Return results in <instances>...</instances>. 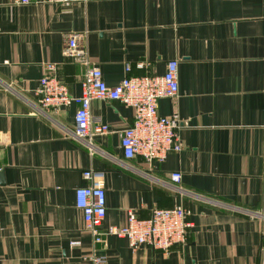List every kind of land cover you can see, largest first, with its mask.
<instances>
[{
	"label": "crops",
	"instance_id": "1",
	"mask_svg": "<svg viewBox=\"0 0 264 264\" xmlns=\"http://www.w3.org/2000/svg\"><path fill=\"white\" fill-rule=\"evenodd\" d=\"M71 34L89 64L63 55ZM176 59L180 88L158 113L179 121L182 150L163 162L124 157L134 110L118 100L91 101L87 141L75 136L78 104L40 102L47 75L77 97L89 65L112 86ZM90 168L105 184L103 230L183 205L187 241L165 252L114 235L95 242L75 205ZM0 170V264H263L264 0H0Z\"/></svg>",
	"mask_w": 264,
	"mask_h": 264
},
{
	"label": "built area",
	"instance_id": "2",
	"mask_svg": "<svg viewBox=\"0 0 264 264\" xmlns=\"http://www.w3.org/2000/svg\"><path fill=\"white\" fill-rule=\"evenodd\" d=\"M74 0H12V4L30 5L31 3L52 2L69 3ZM79 34H71L63 55L76 63L89 64V57L84 41ZM179 59L167 63L166 72L160 76L144 74L142 76H125L118 84L109 86L103 78L99 67L88 66L81 80L82 93L73 96L65 83L56 74L40 79L38 91L44 108H60L78 104L75 113V136L79 139H91L90 120L91 101L97 99L118 100L134 110L133 123L123 129L121 150L126 159L141 156L148 162H163L170 151L182 150L179 134V121L158 113V100L162 97L175 98L179 91ZM47 70L54 72L56 65L48 63ZM130 67H125L129 71ZM181 171L171 173V181L179 183ZM87 185L75 191V205L81 210L87 229L92 232L95 242L101 243L107 235L125 237L132 248L139 245L151 246L168 251L174 245L187 241L191 223L188 221L190 211L183 205L172 208H153L148 218H141L135 212L128 213L127 223L123 226H110L102 229L106 218L107 200L102 175L94 169L83 171ZM77 244L78 242H73ZM104 255L93 258L94 264H101Z\"/></svg>",
	"mask_w": 264,
	"mask_h": 264
},
{
	"label": "water",
	"instance_id": "3",
	"mask_svg": "<svg viewBox=\"0 0 264 264\" xmlns=\"http://www.w3.org/2000/svg\"><path fill=\"white\" fill-rule=\"evenodd\" d=\"M4 182H5L4 171L0 170V184H3Z\"/></svg>",
	"mask_w": 264,
	"mask_h": 264
}]
</instances>
